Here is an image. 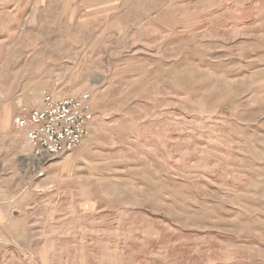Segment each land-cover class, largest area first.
Here are the masks:
<instances>
[{
    "label": "rangeland",
    "instance_id": "obj_1",
    "mask_svg": "<svg viewBox=\"0 0 264 264\" xmlns=\"http://www.w3.org/2000/svg\"><path fill=\"white\" fill-rule=\"evenodd\" d=\"M45 94L72 153L15 128ZM0 264H264V0H0Z\"/></svg>",
    "mask_w": 264,
    "mask_h": 264
},
{
    "label": "built area",
    "instance_id": "obj_2",
    "mask_svg": "<svg viewBox=\"0 0 264 264\" xmlns=\"http://www.w3.org/2000/svg\"><path fill=\"white\" fill-rule=\"evenodd\" d=\"M43 101L42 110L28 111L20 105L15 117V124L30 142L33 155L54 158L73 151L93 119L89 96L60 100L45 94Z\"/></svg>",
    "mask_w": 264,
    "mask_h": 264
},
{
    "label": "bare ground",
    "instance_id": "obj_3",
    "mask_svg": "<svg viewBox=\"0 0 264 264\" xmlns=\"http://www.w3.org/2000/svg\"><path fill=\"white\" fill-rule=\"evenodd\" d=\"M83 96V95H82ZM54 97V96H53ZM20 105H22L23 107H25L21 102L18 104V106H17V109H18V111H19V106ZM26 108V107H25ZM27 109V108H26ZM92 109V108H91ZM93 111V110H92ZM92 121H93V119H92ZM91 121V122H92ZM89 126H90V124H89ZM89 126H88V128H87V134H88V130H89ZM19 129V128H18ZM20 130V129H19ZM21 131V130H20ZM86 134V135H87ZM23 135H24V133H23ZM86 135L82 138V140H81V142L79 143V145L73 150V151H75L80 145H81V143L83 142V140L86 138ZM24 138H25V136H24ZM26 139V138H25ZM27 140V139H26ZM28 141V140H27ZM29 142V141H28ZM29 144H30V142H29ZM30 146H31V144H30ZM73 151H71V152H68V153H72ZM68 153H64V154H68ZM32 154H33V149H32Z\"/></svg>",
    "mask_w": 264,
    "mask_h": 264
},
{
    "label": "crops",
    "instance_id": "obj_4",
    "mask_svg": "<svg viewBox=\"0 0 264 264\" xmlns=\"http://www.w3.org/2000/svg\"><path fill=\"white\" fill-rule=\"evenodd\" d=\"M17 114H18V109L16 108V111H15V114H14V116H13V118L15 117V116H17ZM15 126V125H14ZM15 128H16V130L18 131V132H20L21 134H22V136H23V132L22 131H20V130H18L17 129V127L15 126ZM25 139V138H24ZM25 141H26V145H29V147H30V151H31V154H32V149H31V146H30V144L28 143V141L25 139ZM25 145V146H26Z\"/></svg>",
    "mask_w": 264,
    "mask_h": 264
}]
</instances>
